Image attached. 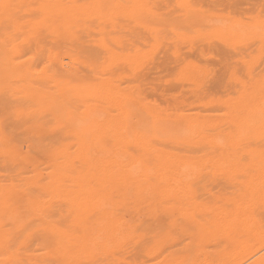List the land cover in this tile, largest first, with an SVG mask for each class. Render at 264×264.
Wrapping results in <instances>:
<instances>
[{
  "label": "rangeland",
  "instance_id": "1",
  "mask_svg": "<svg viewBox=\"0 0 264 264\" xmlns=\"http://www.w3.org/2000/svg\"><path fill=\"white\" fill-rule=\"evenodd\" d=\"M115 1L117 2L115 3ZM94 2L95 4H93ZM223 2L222 0H0V264H178L179 260L182 259L185 262L186 258H189L187 261H191L190 263L187 262L189 264H193V261H197L194 264H202L204 259L213 258V255H217V259H213L210 264H237L239 262V264H245L257 255L262 254V257L264 256V220H262L264 217V207L256 208L255 212L257 210L260 213L256 212L250 218H247L249 219L248 221L245 220L246 223L248 222V224L253 225L254 221L252 220H255L254 216H257V214L262 215L260 216L262 218L260 219L262 221L261 223L259 218L258 220L256 218L258 225L260 227L263 225V229L261 228L263 234L261 236L257 235L261 238L256 237L258 238L256 239L255 237L250 238L245 236L246 240L243 241L244 238L240 235L242 233H240L239 236H235L236 239L239 238V240L235 239L236 242L239 241V246L237 249H233L232 252L230 249L233 247L229 249V245L227 247V245H224L226 243L218 241L221 239L215 238L217 241L216 244L214 237L208 235L211 239L207 238V233L202 228L206 226L208 219H210L209 212L213 211V207H218L223 204V201L226 202L229 197H233L232 195H234L233 193L235 191L238 193L241 190L239 184L243 183L249 175L248 171H244L246 173L244 174V172L234 170L231 171V175L229 172L228 174L224 172L220 174L221 171H213V166L219 164V166L224 167L226 166V162L227 164L229 162L230 164H234L241 160H246L245 155L242 156L241 149H239L240 147H245V144L238 142L237 145H234L232 141H228L229 138L223 136L224 133L222 130L226 127L223 122L229 116L224 114L233 104H244V101L240 100L243 96L244 88L248 85L246 79L250 77V74L252 76L254 74L255 77L257 75L259 76V74H264V34L262 33L264 31V0H238L239 4L236 0H224ZM117 3L119 4V9L113 15L111 13L115 8L114 5ZM249 11L250 13L252 11L256 13L250 15L247 13ZM248 16H252L250 18L252 20H248ZM242 24L244 27H240ZM252 28L254 30L258 28L260 31H253ZM227 37L230 39L228 40ZM118 56L119 58H117ZM226 61H230L228 62L229 65ZM182 66L185 68H182ZM190 67L192 70H190ZM179 68L183 71L181 70V72ZM188 68L194 74L190 73ZM201 69L202 72L200 71ZM186 72L187 74L189 73V77ZM181 73L183 79L180 75ZM202 74L203 76H201ZM218 74L220 76L221 74L223 76L228 74L229 78L225 75L224 79L223 77L222 79L225 80L227 77L226 79L228 81L231 78L230 82L234 81L233 85L226 80L224 83L221 81V84H225V86L226 82L228 84L229 92L228 94L226 93L227 95L222 92L223 90L227 92V90L219 84L220 82L218 80L220 79H218ZM242 74L243 76H241ZM237 75L241 78H238ZM242 77H245V79ZM111 78L112 81L110 80ZM201 78L204 79L203 83ZM185 79L187 80L185 81ZM190 80L192 82L187 84ZM183 83L186 84L184 85ZM236 83L239 86H235L237 85ZM201 84L202 86H200ZM134 85H136L135 88ZM219 85L222 87V91L217 90L221 91L217 93L215 90L220 89ZM192 87L194 89H191ZM231 89L232 91L235 90L233 91L235 94L232 93L229 95L232 92ZM138 91H142L141 93L144 97ZM100 94H103L106 98ZM130 94L134 95V98ZM137 94L138 96H136ZM218 94H221V96ZM209 95H212L216 99H212ZM217 95L219 100H217ZM140 96L143 97V100H141L147 105H143L144 103L139 101ZM102 99L104 100L102 101ZM134 100L137 101L136 103H140L141 105H139L142 108ZM211 101L214 103L212 102L211 104ZM108 103L112 104H110L112 110L109 109ZM164 103H166L167 107ZM121 104H124V107L126 105V107L123 109ZM154 104L158 106L155 105V109L152 108ZM169 104H172L181 112L176 110L178 113H175V108L172 109L173 106H169ZM115 108L116 110L114 112ZM126 108L127 110H125ZM150 108L154 112L147 110ZM160 108L166 109H161L160 112L158 110L156 114V109ZM170 109L171 111H169ZM221 109L223 112L225 110V112L222 113L220 111ZM99 110L101 113H104L101 114L99 112V114L97 112ZM118 111L120 114H115ZM143 111H145V114ZM161 111L163 112L161 113ZM90 113L92 114V118L97 115L100 117H96L97 120L95 117L91 120ZM182 113L187 114L186 117ZM222 114L226 117L224 118ZM201 116L202 118L198 119ZM124 117L128 119L126 120ZM205 117L208 118L205 119ZM87 118L92 121V124L95 123L94 125L100 128H96L97 130L91 129L90 126L92 127L94 125H91V121ZM115 119H117L116 122L114 121L112 124H109ZM198 120L200 122L204 120L202 122L203 124L209 123L215 126L222 124V126L220 125L218 129L206 126L205 130L201 128L202 133H200L196 127ZM88 123H90V126ZM141 124L142 126L140 127ZM82 125L83 127H81ZM113 125L116 129L113 128ZM78 127H81V129ZM222 127L224 128L221 129ZM262 127L264 129V124ZM213 129L217 130H215L217 135L211 132L214 131ZM91 130L92 132H90ZM86 131L87 133L85 134ZM120 133H123V135ZM219 134L222 136L220 135L221 137H219ZM125 135L130 140H126ZM210 136H214L216 140L214 137L210 138ZM133 137L139 138L140 140L138 139V141L135 138L134 140ZM204 138L213 140V144L211 145L216 147H211L209 145L210 143H205ZM219 138L222 140L219 141ZM225 138L227 139L224 140ZM99 139L103 141L98 142L100 141ZM149 139H152L151 142L154 144V148L153 144L149 142ZM113 140L117 144H113ZM132 140H134L133 142L135 144ZM192 140L195 142H192ZM234 140L235 142L238 141L236 139ZM81 141L83 145L79 144ZM126 141H129L130 146L128 144L127 146L132 147L131 149L123 147ZM176 141L180 144L182 143L181 145L183 147L187 144L188 151L185 149L187 145L182 149V146H177ZM89 142H92L91 145L101 143L100 145L102 147L96 144L93 147ZM120 142L123 143V146ZM76 143L78 144L77 148ZM107 143L110 145L108 146ZM146 143L147 147L145 145ZM149 143L152 149H149ZM172 143L175 144L173 145ZM198 144H201L202 148L205 147V149L200 151L201 147ZM262 144L264 146V143H261V145L258 144V146H262ZM87 145L88 147H86ZM141 145L143 146L141 147ZM197 145L200 149H197ZM251 145L253 148L258 147L256 144ZM90 146L92 147L91 150ZM112 146L114 149L116 148V151L117 149L119 150V147L124 150V153L119 150L123 155L119 151L115 152ZM173 146L175 147L174 149ZM194 146L196 149L193 148ZM228 146L230 149L232 147V150L227 148ZM263 146L262 148L264 149ZM97 147L100 149L98 150ZM176 147L178 150L181 148L183 151L190 153L183 152L182 154L180 152L181 149L178 151ZM110 149L111 151H109ZM86 150H90L87 153L89 156L85 154L87 152ZM93 150L95 151L93 152ZM112 150L114 153H112ZM159 150H161V155ZM168 150L172 153H169L170 151ZM196 151L198 152L196 153ZM215 151H218V153ZM102 152L104 153L102 154ZM175 152L181 154L178 156V153ZM210 152L213 153L210 154ZM98 153L101 155L99 154V156ZM78 154H80V157ZM116 154L119 156H115ZM193 154L197 156L195 157ZM104 155H106L107 159L103 158L105 157ZM167 156L169 159L172 158V160H166L168 159ZM238 156L241 160H239ZM85 157L88 158L86 159L88 161L84 160ZM108 157L112 158L110 159L111 161ZM96 159L98 163L95 162ZM98 159H101L102 162ZM175 160L177 162L174 163L173 161ZM220 160L221 162H225L220 163ZM105 161L107 164H105ZM162 161H165V163ZM84 162L87 164H83ZM109 162H114V165L112 163L109 164ZM142 162H144V165H142ZM170 162L173 165H177L171 167ZM186 162L194 166L184 164ZM160 163L163 164L161 165ZM82 164L83 166L81 167L80 165ZM180 164L181 166H178ZM84 165L87 168H84ZM103 165H106V167ZM134 165L138 166V168L142 165L140 169H143L142 171L144 172L141 171L143 175L138 172L140 169ZM153 165H156L157 168L154 166V168L149 169ZM197 166H199L198 172L196 170ZM205 166L206 170L208 167L210 169L208 168L209 170L205 171V168L203 169ZM166 167L168 168V172ZM137 169L138 171H136ZM148 169L150 171L152 170L153 173L155 171V180L153 176L150 178L151 175ZM127 170L130 171L128 172ZM145 170L148 173H145ZM99 171H102V173ZM121 171L123 174L120 175ZM152 171L151 174L153 175ZM158 172L160 174L161 172L162 174L167 173L168 177L165 179L162 177L156 179V175L159 174ZM62 173L63 175H60ZM193 173L197 176H194ZM124 174L128 179L123 177V182L121 181L123 178L120 179L118 176L122 177ZM129 174L133 180L129 179ZM211 174L215 177H211ZM75 175H79L80 177H75ZM138 176L139 178L137 179ZM221 176H224V178ZM238 176L239 178H237ZM244 176H246L245 179ZM176 177L177 180L172 179ZM112 179L113 181H110ZM141 179H144V182ZM151 179L155 181L154 184ZM162 179L163 181L165 180L164 183ZM240 179L242 180L240 181ZM138 180L139 182H136ZM148 180H151V182H148ZM74 181L76 184H74ZM134 181L135 183H133ZM145 181L147 182L145 183ZM120 182L122 184L126 183L127 189L122 186L119 187ZM128 182L130 185L132 182L133 186H131L133 190H131ZM225 182L230 184L226 185ZM136 183L143 185L138 186L137 184V186H134ZM87 184L93 189L92 192H89V187L85 188L83 192L77 191L80 189V185H84L85 187L88 186ZM148 184L150 185V189ZM156 184L158 185L157 187ZM104 185L108 188L110 187L109 190ZM235 185L239 187L237 188ZM163 186H167V188ZM232 186H234L235 191ZM139 187L143 190L142 192L139 190ZM151 188H154L158 192ZM169 189L172 190L170 191ZM118 190L125 191L123 195L126 197L121 196ZM232 191L234 192L232 193ZM76 192L81 197L83 195L82 202L86 203L81 204L78 201V205L81 204L83 207L88 206L86 208L84 207L86 210L81 205L78 209L76 203L75 206L72 204ZM126 192L127 195L125 194ZM152 193L154 195L150 196ZM115 195L116 197L114 198L117 201L118 198L123 197V203L117 204L119 202L115 201L114 198L113 200L116 203L112 199H109ZM131 196H134L133 199L136 198V200L131 199ZM165 196L168 197L166 198ZM150 197L151 199H149ZM224 197L226 200H223ZM104 199L107 202H112L111 204L106 203L107 205H112L115 209L114 211L113 208L111 209L112 206H108L111 209L112 216L108 214L110 213V209L105 207ZM99 200H102L103 203ZM218 201L222 203L218 204ZM99 203L102 204L99 205ZM202 204L208 207L206 208ZM90 205L95 208L93 213H91L93 208ZM95 205H99L97 206L98 208L101 207L98 209ZM221 206L226 207L225 204ZM202 207H205L206 210ZM106 208L107 210H105ZM201 208L208 212L203 211L202 214ZM87 209L89 212H86ZM100 209L102 214L99 212ZM199 209L200 211H198ZM96 210L100 216L95 212ZM79 212L80 214L82 213V216L79 215ZM86 215L90 216V220H88L89 218ZM91 215H93L92 219ZM106 215L108 216V220L105 218ZM77 216L79 218L81 217V219H77ZM97 217H101L98 218L101 219L99 220L101 223L96 221ZM92 220L93 222L90 223ZM116 220L118 221L116 222ZM76 221L77 223L83 221V223L81 222L82 227H77L80 222L77 224ZM105 221H107L106 225ZM84 222H87L86 225H92L94 223L92 227L94 228L95 225L96 227L90 229V231L88 230L89 228H86ZM121 223L122 225H119ZM257 223L255 222V224ZM63 224L65 226H61ZM67 224L71 225L70 228H68L69 226ZM72 224L75 228H73ZM115 224L117 227L113 228ZM57 225H60L61 229L62 227L64 229L67 228L66 231L69 230V233H65V230L63 231L62 229L67 234L65 235ZM244 225L241 222L239 227H243ZM258 225L253 226L257 227ZM119 226H123L121 227L122 230L118 228ZM82 228H85L86 231L83 232ZM106 228H109L107 232ZM77 229L82 231L80 232ZM200 229H203V231H200ZM110 231L113 234H110ZM82 232L83 235L88 232H91L89 234L92 235L88 234L89 236L84 235L86 237H83ZM105 232L106 235H104ZM117 232L118 234H115ZM111 236L112 238H110ZM240 236L243 239L242 242H244L242 244H240ZM72 237L76 241L72 240L71 242L70 238ZM118 237L120 238L118 239ZM66 238H69V240ZM86 242L88 244L85 245ZM106 244H108V248ZM74 246L76 248L75 251ZM260 246H262L260 252L250 258L255 252L259 251ZM69 247H72V249ZM103 247L106 249L104 250ZM225 247L226 249L228 248L226 250L227 252L230 251L229 255L224 251ZM66 248L69 249V253L65 250ZM70 250H73L72 253ZM218 251L224 253L220 252L218 254ZM223 256L225 257L223 258ZM246 257L248 258L246 259ZM191 258H193V261ZM203 264L206 263L204 262Z\"/></svg>",
  "mask_w": 264,
  "mask_h": 264
},
{
  "label": "bare ground",
  "instance_id": "2",
  "mask_svg": "<svg viewBox=\"0 0 264 264\" xmlns=\"http://www.w3.org/2000/svg\"><path fill=\"white\" fill-rule=\"evenodd\" d=\"M220 1V0H219ZM224 0H222V2H223ZM231 1V0H230ZM237 2H238V0H236ZM242 1V0H241ZM243 1H245V0H243ZM117 1H115V3H116ZM138 2V1H137ZM137 2H135V3H137ZM143 2V1H142ZM170 2H172V1H170ZM183 2H185V1H183ZM182 2V3H183ZM191 2V1H190ZM228 2V1H227ZM177 3V2H176ZM182 3H180V4H182ZM216 3H220V2H216ZM224 3V2H223ZM93 4H95V2L93 3ZM140 4H144V3H140ZM168 4H169V1H168ZM229 4H231V3H229ZM236 4V3H235ZM238 4H239V2H238ZM178 5V4H177ZM191 5V4H190ZM234 5V4H233ZM188 6V5H187ZM114 10L112 11V13L111 14H113V13H116V11L119 9V4L117 3L116 5H114ZM133 7V6H132ZM131 7V8H132ZM136 7V6H135ZM141 7H142V5H141ZM234 7H235V5H234ZM113 8V7H112ZM163 8V7H162ZM174 8V7H173ZM161 9V8H160ZM57 10V9H56ZM139 10H140V7H139ZM232 10V9H231ZM60 11V10H59ZM202 11V10H201ZM256 11V10H255ZM260 11V10H259ZM258 11V12H259ZM132 12V11H131ZM226 12V11H225ZM229 12H231L232 13V11H230L229 10ZM257 12V13H258ZM129 13V12H128ZM247 13H249L250 15L251 14H253V13H256V12H251L250 13V11L249 12H247ZM35 14H37V13H35ZM90 14V13H89ZM109 14V13H108ZM239 14V13H238ZM114 15V14H113ZM233 15V14H232ZM255 16H256V14H254ZM115 17V16H114ZM120 17V16H119ZM238 17V16H237ZM249 18H248V20H252V19H250L251 17L250 16H248ZM225 18V17H224ZM230 18V17H229ZM228 18V19H229ZM233 18V17H232ZM231 18V19H232ZM221 19V18H220ZM235 19H237V18H235ZM243 19V18H242ZM244 19H246V18H244ZM256 19L258 20V18L256 17ZM214 20V19H213ZM225 20V19H224ZM230 20V19H229ZM262 21H263V19H261ZM223 21V20H222ZM233 21H234V19H233ZM260 21V20H259ZM55 22V21H54ZM229 22V21H228ZM223 23V22H222ZM249 23V22H248ZM247 23V24H248ZM256 23V22H255ZM221 24V23H220ZM237 25H239L238 23H236ZM236 24H234V25H236ZM244 24H246V23H244ZM250 24V23H249ZM263 24V23H262ZM218 26H221V25H218ZM223 26V25H222ZM241 26H243V24L242 25H240V27ZM234 27V26H233ZM244 27V26H243ZM254 27H256V26H254ZM223 28V27H222ZM231 28V27H230ZM235 28V27H234ZM234 28H232V29H234ZM247 28V27H246ZM121 29V28H120ZM224 29V28H223ZM251 29V28H250ZM253 29V28H252ZM230 30V29H229ZM228 30V31H229ZM238 30V29H237ZM255 30H259L258 28H255ZM254 29H253V31H255ZM264 30V29H263ZM112 31V30H111ZM231 31V30H230ZM235 31H236V29H235ZM248 31V30H247ZM260 31V30H259ZM262 31V30H261ZM218 33V32H217ZM257 33V32H256ZM261 33V32H260ZM262 33L264 34V31H262ZM231 34H232V32H231ZM259 34V33H258ZM178 35V34H177ZM247 35V34H246ZM260 37V36H259ZM178 38V37H177ZM261 38V37H260ZM227 39L229 40L230 38H228L227 37ZM101 40V39H100ZM201 40V39H200ZM103 41V40H102ZM102 41H100V42H102ZM228 42V41H227ZM226 42V43H227ZM245 44V43H244ZM170 45V44H169ZM229 45V44H228ZM235 45V44H234ZM248 45V44H247ZM101 46V45H100ZM246 47V46H245ZM167 50V49H166ZM263 50V49H262ZM233 51V50H232ZM261 52V51H260ZM111 53V52H110ZM117 54V53H116ZM226 54V53H225ZM246 54H247V52H246ZM89 55H91V54H89ZM195 55V54H194ZM242 55V54H241ZM108 56V55H107ZM111 56V55H110ZM250 56V55H249ZM113 57V56H112ZM134 57V56H133ZM115 58V57H114ZM117 58H119V56L117 57ZM228 58V57H227ZM226 58V59H227ZM237 58V57H236ZM93 59V58H92ZM105 59V58H104ZM113 59V58H112ZM121 59V58H120ZM127 59V58H126ZM139 59V58H138ZM230 59V58H229ZM117 60V59H116ZM132 60V59H131ZM146 60V59H145ZM144 60V61H145ZM228 60V59H227ZM122 61H123V59H122ZM234 61V60H233ZM245 61V60H244ZM97 62H98V60H97ZM107 62V61H106ZM109 62V61H108ZM127 62H128V60H127ZM137 62V61H136ZM227 62V61H226ZM228 62H230V61H228ZM227 62V64L229 65V63ZM111 63V62H110ZM125 63V62H124ZM222 64H223V62H221ZM234 63V62H233ZM93 64V63H92ZM135 64V63H134ZM141 64V63H140ZM231 64V63H230ZM120 65V64H119ZM178 65V64H177ZM198 65V64H197ZM221 65V64H220ZM225 66H227V65H225ZM224 66V67H225ZM97 67V66H96ZM100 67V66H99ZM113 67V66H112ZM141 67V66H140ZM230 67V66H229ZM229 67H227V68H229ZM239 67V66H238ZM182 68H185V67H183L182 66ZM198 68H200V67H198ZM231 68H233V67H231ZM116 69V68H115ZM180 69V68H179ZM194 69V68H193ZM221 69V68H220ZM248 69V68H247ZM182 69H180V71H181ZM190 70H192L191 69V67H190ZM189 70V68H188V71H190ZM199 70V69H198ZM227 70V69H226ZM65 71V70H64ZM140 71H141V69H140ZM139 71V72H140ZM183 71V70H182ZM181 71V72H182ZM201 72H202V69L200 70ZM209 73H210V71H208ZM230 72V71H229ZM240 72V71H239ZM92 73V72H91ZM138 73V72H137ZM190 73H192V71H190ZM232 73H234V72H232ZM58 74H60V73H58ZM171 74V73H170ZM186 74H187V72H186ZM189 74V73H188ZM188 74H187V76H188ZM192 74H194V73H192ZM224 74V73H223ZM231 74V73H230ZM241 74V73H240ZM240 74H238V75H240ZM174 75V74H173ZM181 76H182V73L180 74ZM184 75V74H183ZM197 75H199V74H197ZM225 75H227L228 76V74H225ZM225 75L223 76L222 74H221V76L218 74V76L219 77H221V78H219L218 77V79H220V80H218L220 83V85L222 86V87H225L224 89L225 90H227V92H224V90L222 91L221 90V86H220V89H216L215 90V92L217 91V90H221L222 92H223V94H228V92H229V88L227 87V82H229V83H232L231 85H233V82L231 81L230 82V80L232 79H230L229 81H228V79H226L225 78V80L227 81L226 82V86H225V84H221L222 82L221 81H223V83H224V81L225 80H223L224 79V77H225ZM237 75V76H238ZM255 75H257V74H255ZM177 76V75H176ZM192 76V75H191ZM201 76H203V74L201 75ZM216 76H217V74H216ZM231 76V75H230ZM241 76H243V74L241 75ZM253 76H254V74H253ZM251 74H250V77L248 78V79H246V83L248 84L247 86H246V88H244V91H243V96H242V98H241V100L240 101H244V104H242V103H239V105H237V104H233V106H230L231 108H228V113H227V111H226V113L224 114V115H229V116H225L224 117V115H223V117L225 118V122H223V124H225L226 125V127L224 128V127H222L221 129H223L222 131H223V136L225 137H227V138H229L228 139V141H232V144H236L237 145V143L238 142H241V143H244L245 144V147H240L239 149H241L240 151L242 152V156H244L245 155V158H246V160L245 161H242L241 160V158H239V156H238V158H239V160H241V161H239L238 163H234V164H230V162L227 164V162L225 163L226 164V166H224V167H222L221 165L219 166V164H215V166H213V171H221L220 172V174L222 173V172H224V173H226V174H228V172H229V174L231 173V171H238V172H244V171H248V173H249V175H248V177L245 179V177L246 176H244V179H245V181L243 182V183H241V184H239V186H236L235 185V187H239V188H241V190L238 192V193H236V191H235V189H234V186H232V188L234 189V191H232V193L234 194V195H232L233 197H229V201L227 200L226 202L225 201H223V204H225V206L226 207H224V206H221V205H223V204H221L220 206H218V207H213V211L212 212H209V218L210 219H208V221H207V223H206V226L205 227H202L203 229H204V231L207 233L206 234V236H207V238H209L208 237V235L209 236H211V237H214V239L216 238V239H221V240H218L219 242L220 241H222V242H224V243H226V244H224V245H227V247H228V245H229V249L230 248H232V249H230L231 250V252H232V250L233 249H237L238 248V246H239V241L238 242H236V240H239V238H235V236H239V234L240 233H242V234H240L243 238H244V240L243 239H241L242 237L240 236V239H241V241H240V244H242V243H244V242H242V240L243 241H245L246 239H245V236L246 237H250V238H256V237H259V236H257V235H260L261 236V234H263L264 232V230L262 231V227H263V225L260 227V225H258V218H259V221H260V223L262 222L260 219H262V218H260V216H262L261 214H257V216H254V218H255V220H256V218H257V220L255 221L254 219L252 220V221H254V223H253V225L254 226H256V225H258L257 227H254L253 225H251L250 223L248 224V222L246 223V221L245 220H249V219H247V218H250V216L253 214L254 215V213H260V211L258 212L257 210H256V212H255V209L256 208H262V207H264V149L262 148V146H263V144H262V146H258V144H260L261 145V143H264V129H262L263 127H262V125L264 124V74H259V76L257 75L256 77L254 76L253 77ZM185 77V76H184ZM189 77V76H188ZM199 77V76H198ZM198 77H197V79H198ZM206 77V76H205ZM210 77V76H209ZM215 77V76H214ZM222 77H223V79H222ZM240 76H238V78H239ZM181 78V77H180ZM185 78H187V77H185ZM228 78H229V76H228ZM241 78V77H240ZM242 78H244L245 79V77H242ZM247 78V77H246ZM182 79H183V76H182ZM188 79V78H187ZM187 79H185V81L187 80ZM200 79V78H199ZM202 79V83H203V81H204V79L203 78H201ZM208 79V78H207ZM217 79V78H216ZM222 79V80H221ZM234 79V78H233ZM237 79V78H236ZM106 80V79H105ZM104 80V81H105ZM111 81H112V78L110 79ZM193 80V79H192ZM192 80H190V82L188 81L187 82V84L188 83H191L192 82ZM240 80V79H239ZM148 81V80H147ZM181 81V80H180ZM245 81V80H244ZM106 82V81H105ZM238 82V81H237ZM150 83V82H149ZM200 83V82H199ZM168 84V83H167ZM175 84V83H174ZM184 84V83H183ZM186 84V83H185ZM184 84V85H185ZM237 85H235V86H239L238 85V83H236ZM157 85V84H156ZM224 85V86H223ZM177 86V85H176ZM194 86V85H193ZM200 86H202V84L200 85ZM235 86H233V87H235ZM251 86V87H250ZM131 87H133V86H131ZM136 87V85H134V88ZM146 87V86H145ZM156 87V86H155ZM161 87V86H160ZM190 87V86H189ZM217 87H218V85H217ZM216 87V88H217ZM229 87H230V85H229ZM115 88V87H114ZM180 88V87H179ZM178 88V89H179ZM219 88V87H218ZM228 88V89H227ZM253 88V89H252ZM132 89V88H131ZM141 89V88H140ZM151 89V88H150ZM153 89V88H152ZM190 89V88H189ZM191 89H194L193 87L191 88ZM214 89V88H213ZM112 90H113V88H112ZM133 90V89H132ZM160 90V89H159ZM238 90V89H237ZM242 90V89H241ZM114 91V90H113ZM126 91V90H125ZM214 91V90H213ZM221 91H217V93H220ZM231 91H232V89H231ZM233 91H235V90H233ZM230 92V94L229 95H231L232 93H234V92ZM142 92V91H141ZM141 92H139L138 91V93H141ZM186 92H187V90H186ZM215 92H213L214 94H215ZM117 93H119V92H117ZM120 93H121V91H120ZM131 93V92H130ZM133 93V92H132ZM174 93V92H173ZM179 93V92H178ZM210 93V92H209ZM208 93V94H209ZM129 94V93H128ZM171 94V93H170ZM214 94H213V96H214ZM222 94V93H221ZM221 94H218V95H220L221 96ZM226 94V95H227ZM235 94V93H234ZM233 94V95H234ZM100 95H103V94H100ZM117 95V94H116ZM121 95H122V93H121ZM131 95V94H130ZM141 95H142V93H141ZM218 95H217V100H219V97H218ZM107 96V95H106ZM115 96V95H114ZM132 97L134 96V95H131ZM136 96H138V94L136 95ZM135 96V97H136ZM143 96V95H142ZM98 97V96H97ZM103 97H105L104 95H103ZM110 97V96H109ZM117 97V96H116ZM123 97V96H122ZM141 97V96H140ZM140 97H138V98H140ZM144 97V96H143ZM143 97H141L140 98V100L139 101H142L143 99ZM169 97V96H168ZM174 97V96H173ZM209 97H212V95H209ZM223 97V96H222ZM106 98V97H105ZM115 98V97H114ZM120 99H121V97H119ZM127 98V97H126ZM129 98V97H128ZM134 98V97H133ZM184 98V97H183ZM182 98V99H183ZM214 97H212V99H213ZM226 98H228V97H226ZM226 98H225V100H226ZM124 99V98H123ZM131 99V98H130ZM136 99H137V97H136ZM142 99V100H141ZM158 99V98H157ZM192 99V98H191ZM214 99H216V98H214ZM222 99V98H221ZM220 99V100H221ZM224 99V98H223ZM100 100V99H99ZM104 99H102V101H103ZM106 100V99H105ZM114 100V99H113ZM133 100V99H132ZM168 100V99H167ZM198 100V99H197ZM196 100V101H197ZM216 100V101H217ZM108 101V100H107ZM120 101V100H119ZM123 101V100H122ZM125 101V100H124ZM135 101V100H134ZM209 101V100H208ZM214 101V100H213ZM213 101H211V104H212V102ZM106 102V101H105ZM117 102V101H116ZM137 101H135V103H136ZM143 102V101H142ZM193 102V101H192ZM210 102V101H209ZM218 102V101H217ZM220 102V101H219ZM103 103V102H102ZM144 103V102H143ZM149 103H150V101H149ZM154 103V102H153ZM153 103H151L152 105H153ZM214 103V102H213ZM221 103V102H220ZM219 103V105H221ZM225 103V102H224ZM233 103V102H232ZM111 104V103H110ZM109 103H108V107H110L111 105H110ZM118 104H119V102H118ZM136 104H138V103H136ZM140 104V103H139ZM138 104V106H140ZM165 105H166V103H164ZM172 104H175V103H172ZM172 104H169V106H173ZM103 105V104H102ZM105 105V104H104ZM107 105V104H106ZM122 106H123V109L126 107V105H125V107H124V104H121ZM143 105H147V104H143ZM155 105L157 106V104H154V106H152V108H154L155 107ZM223 105V104H222ZM116 106V105H115ZM121 106V107H122ZM141 107V106H140ZM158 107V106H157ZM166 107H167V105H166ZM184 107V106H183ZM190 107V106H189ZM189 107H187L188 109H189ZM209 107H211V106H209ZM222 107V106H221ZM227 107V106H226ZM120 108V107H119ZM142 108V107H141ZM173 108H175V111L176 110H179V109H176V107L175 106H173L172 107V109ZM185 108V107H184ZM186 108V109H187ZM191 108V107H190ZM213 108V107H212ZM222 108H224V107H222ZM109 109H111V107L109 108ZM155 109V108H154ZM162 108H160V109H156V114H157V111L159 110V112H160V110H161ZM166 109V108H165ZM165 109H162V110H165ZM168 109V108H167ZM183 109V108H182ZM181 109V110H182ZM225 109V108H224ZM108 110V109H107ZM112 110V109H111ZM115 110H116V108L114 109V112H115ZM120 110V109H119ZM125 110H127V108L125 109ZM148 111L150 110H152L151 108L150 109H147ZM185 110V109H184ZM183 110V111H184ZM121 111H122V108H121ZM149 111V112H150ZM153 111V110H152ZM169 111H171V109L169 110ZM180 111V110H179ZM182 111V112H183ZM220 111H222V109L220 110ZM96 112V111H95ZM98 113L100 112V110L99 111H97ZM96 112V113H97ZM123 112V111H122ZM125 112V111H124ZM145 111H143V113H144ZM154 112V111H153ZM163 111H161V113H162ZM181 112V111H180ZM224 112H225V110H224ZM223 111H222V113H224ZM97 113V114H98ZM101 113V112H100ZM99 113V114H100ZM104 113V112H103ZM103 113H101V114H103ZM120 114V112L118 111L117 113H115V114ZM148 113V112H147ZM146 113V114H147ZM172 113V112H171ZM175 113H178L177 111L175 112ZM91 114V113H90ZM110 114H111V111H110ZM124 114V113H123ZM145 114V113H144ZM169 114V113H168ZM173 114V113H172ZM183 114V113H182ZM199 114V113H198ZM197 114V115H198ZM96 115V114H95ZM150 115H151V113H150ZM149 115V116H150ZM171 115V114H170ZM181 115V114H180ZM185 115V117H186V115L187 114H183V116ZM189 115H191V114H189ZM99 115H97V116H93V118L95 117V119L97 120V118L96 117H98ZM104 116V115H103ZM109 116V115H108ZM117 116V115H116ZM147 117H148V115H146ZM161 116H163L162 114H161ZM204 116V115H203ZM212 116V115H211ZM217 116V115H216ZM221 116V115H220ZM100 117V116H99ZM98 117V118H99ZM107 117V116H106ZM112 117V116H111ZM128 117H130V116H128ZM145 117V116H144ZM154 117V116H153ZM171 117V116H170ZM175 117V116H174ZM177 117V116H176ZM196 117H198V116H196ZM222 117V116H221ZM89 118H90V116H89ZM89 118H87V119H89ZM91 118H92V114H91ZM93 118L91 119V120H93ZM125 119H126V117H124ZM178 118V117H177ZM200 118H202V116L201 117H199L198 119H200ZM208 118V117H207ZM206 117H205V119H207ZM210 118V117H209ZM119 119V118H118ZM128 119V118H127ZM126 119V120H127ZM132 119V118H131ZM131 119H130V121H131ZM149 119V118H148ZM193 119V118H192ZM195 119V118H194ZM216 119H217V117H216ZM223 119V118H222ZM90 120V119H89ZM89 120H87L88 122H89ZM90 120V121H91ZM95 120V121H96ZM102 120V119H101ZM133 120H134V118H133ZM132 120V122H134ZM150 120V119H149ZM189 120V119H188ZM220 120H221V118H220ZM104 121V120H103ZM116 122L117 121V119H115V120H113L111 123H109V124H112L113 122ZM122 121H123V119H122ZM125 121V120H124ZM194 121V120H193ZM192 121V122H193ZM196 121V120H195ZM204 121V120H203ZM202 121V122H203ZM215 121V120H214ZM78 122V121H77ZM80 122V121H79ZM84 122V121H83ZM86 122V121H85ZM94 122V121H93ZM98 122V121H97ZM106 122V121H105ZM128 122V121H127ZM126 122V123H127ZM138 122V121H137ZM191 122V121H190ZM202 122H200L199 120H198V122L196 123V127H197V129L199 130V132L200 133H202V129L201 128H204L203 130H205V127L206 126H208V127H213V128H216V129H218L219 127H220V125L222 126V124H217V126H215V125H211V124H209V123H207V124H203ZM218 122V121H217ZM81 123V122H80ZM80 123H78L79 125H80ZM91 123V125H94V124H92V121L90 122ZM90 123H88V125L90 124ZM102 123V122H101ZM106 123H108V122H106ZM150 123H151V121H150ZM154 123V122H153ZM189 123V122H188ZM205 123V122H204ZM213 123V122H212ZM216 123V122H215ZM105 124V123H104ZM119 124V123H118ZM123 124V123H122ZM136 124V123H135ZM192 124V123H191ZM78 125V126H79ZM84 125V124H83ZM83 125L81 126V127H83ZM98 125V124H97ZM101 125H103V124H101ZM124 125V124H123ZM122 125V126H123ZM132 125V124H131ZM130 125V126H131ZM153 125V124H152ZM155 125V124H154ZM72 126V125H71ZM90 126V125H89ZM88 126V127H89ZM104 126V125H103ZM102 126V127H103ZM109 126V125H108ZM110 126H112V125H110ZM117 126V125H116ZM142 126V124L140 125V127ZM81 127H78V128H80L81 129ZM93 127V128H92ZM90 126V128L91 129H93V130H97L96 128H98V126ZM94 127H95V129H94ZM132 127H133V125H132ZM152 127V126H151ZM86 128V127H85ZM84 128V129H85ZM89 128V129H90ZM100 128V127H99ZM98 128V129H99ZM108 128V127H107ZM110 128V127H109ZM113 128L114 129H116V127H114V125H113ZM118 128V127H117ZM119 128H121V127H119ZM143 128V127H142ZM142 128H140V130L142 129ZM88 129V130H89ZM132 129V128H131ZM131 129H129V130H131ZM136 129H137V127H136ZM153 129V128H152ZM215 129V130H216ZM111 130V129H110ZM125 130V129H124ZM143 130V129H142ZM151 130V129H150ZM211 130H212V128H211ZM214 130V129H213ZM215 130L214 131H211V132H214V134H216L215 133ZM82 131V130H81ZM84 131V130H83ZM99 131V130H98ZM103 131V130H102ZM113 131V130H112ZM210 131V130H209ZM217 131V130H216ZM90 132H92V130L90 131ZM89 132V133H90ZM142 132H144V130L142 131ZM151 132H153V131H151ZM186 132H187V130H186ZM191 132V131H190ZM87 133V131L85 132V134ZM102 133H104V132H102ZM111 133V132H110ZM129 133V132H128ZM188 133V132H187ZM205 133H207V132H205ZM83 134V133H82ZM96 134V133H95ZM100 134V133H99ZM112 134V133H111ZM120 134H122L123 135V133H120ZM120 134H117V135H120ZM127 134V133H126ZM198 134V133H197ZM213 134V133H212ZM134 135V134H133ZM138 135V134H137ZM137 135H136V137H137ZM155 135H157V134H155ZM193 135V134H192ZM210 135H211V133H210ZM217 135V134H216ZM221 134H219V137H221L220 136ZM145 136V135H144ZM148 136V135H147ZM206 137H207V135H205ZM83 137H85V136H83ZM94 137V136H93ZM105 137V136H104ZM106 137H107V135H106ZM111 137V136H110ZM117 137V136H116ZM124 137V136H123ZM125 137L127 138L126 140H130V139H128L129 137H127L126 135H125ZM124 137V138H125ZM140 137V136H139ZM142 137V136H141ZM211 137H214V136H210V138ZM218 137V136H217ZM88 138H89V136H88ZM101 138H102V136H101ZM120 138V137H119ZM135 137H133V139H134ZM143 138V137H142ZM142 138H141V140H142ZM155 138V137H154ZM165 138V137H164ZM163 138V139H164ZM186 138H189V137H186ZM191 138V137H190ZM207 139V138H204L203 140L204 141H206L205 143H207V144H209L211 147H216V146H214V145H211V144H213L212 143V141L213 140H211V139ZM215 138V137H214ZM227 138H225L224 140H226ZM94 139V138H93ZM103 139V138H102ZM120 139H122V138H120ZM135 139H139V138H135ZM134 139V140H135ZM158 139V138H157ZM161 139V138H160ZM162 139V140H163ZM218 139V138H217ZM222 139H223V137H222ZM221 139V140H222ZM233 139H236V140H238L237 142H235V140L233 141ZM92 140V139H91ZM100 141H98V142H102L101 141V139H99ZM109 140V139H108ZM134 140H132V142L134 141ZM140 140V139H139ZM138 140V141H139ZM150 140V139H149ZM148 140V141H149ZM152 140V139H151ZM151 140L149 141L150 143H152L151 142ZM155 140V139H154ZM193 140H195V139H193ZM192 140V142H195V141H193ZM197 140V139H196ZM199 140V139H198ZM215 140H216V138H215ZM214 140V141H215ZM220 140V138H219V141H221ZM83 141V140H82ZM82 141H81V143H79V142H77V143H79V144H82ZM90 141V140H89ZM110 141V140H109ZM114 141V143L113 142H108V143H113V144H117V143H115V140H113ZM125 141V140H124ZM148 141H146V142H148ZM165 141V140H164ZM219 141L217 140V142L219 143ZM129 141H126V144L123 146L122 144L123 143H121V145L123 146V147H125V148H132V147H128V146H130L129 145V143H128ZM136 142V141H135ZM169 142V141H168ZM178 141H176V144H177V146H182L179 142L177 143ZM201 142V141H200ZM76 143V144H77ZM87 143V142H86ZM86 143H85V145H86ZM90 143V142H89ZM92 143V142H91ZM91 143H90V145H91ZM106 143V142H105ZM107 143V144H108ZM134 143V142H133ZM132 143V144H133ZM145 143V142H144ZM150 143L148 144V146L150 145ZM171 143V142H170ZM202 143V142H201ZM216 143V142H215ZM88 144V143H87ZM94 144H96V143H94ZM93 144V145H94ZM101 143H97L96 145H100ZM106 144V145H107ZM127 144H128V146H127ZM135 144V143H134ZM153 144V143H152ZM168 144V143H167ZM173 145L175 144V143H172ZM189 144V143H188ZM197 144V143H196ZM204 144V143H203ZM222 144V143H221ZM251 144H256V146H258V147H251L252 145ZM83 145V144H82ZM93 145H91V146H93ZM110 144H108V146H109ZM146 145V147H147V143L145 144ZM185 145H187V144H185ZM185 145H184V147H185ZM190 145V144H189ZM193 145H195V144H193ZM199 145V144H198ZM198 145H197V149L199 148L200 149V147H201V149H200V151L202 150V149H205V147L204 148H202V146H201V144L199 145L200 147H198ZM239 145H241V144H239ZM77 146H78V144L76 145V148H77ZM90 146V150H91V147ZM103 146H105V145H103ZM108 146H107V148H108ZM127 146V147H126ZM134 146V145H133ZM143 145H141V147H142ZM196 146V145H195ZM195 146L193 147L194 149H196L195 148ZM242 146V145H241ZM244 146V145H243ZM81 147V146H80ZM86 147H88V145L86 146ZM94 147V146H93ZM100 147H102L101 145H100ZM106 147V146H105ZM135 148H136V146H134ZM183 146L181 147L182 149L184 148ZM224 147H225V145H224ZM231 147V146H230ZM264 147V146H263ZM122 148V147H121ZM124 148V149H125ZM153 148H154V144H153ZM167 148V147H166ZM175 147L173 146V149H174ZM177 148V147H176ZM181 148H179V150L181 149ZM227 148H229V146L227 147ZM238 148V147H237ZM86 149V148H85ZM85 149H83V150H85ZM97 149L99 150L100 148H98L97 147ZM97 149H95L96 151H97ZM105 149V148H104ZM109 149V148H108ZM112 149L113 150H115V152H117V151H119V150H121L122 152L124 151V150H122V149H120V147H119V150L117 149V151H116V148L114 149V147L112 146ZM130 149H128L129 151H131ZM134 149V148H133ZM138 149H140V147H138ZM143 149V148H142ZM149 149H152V148H150V146H149ZM156 150H157V148H155ZM181 149V150H182ZM186 150L188 149V145L186 146V148H185ZM216 149V148H215ZM215 149H213V150H215ZM219 149H221V148H219ZM230 149V148H229ZM68 150V149H67ZM77 150V149H76ZM89 150V151H90ZM95 150H93V152L95 151ZM101 150H103V149H101ZM106 150V149H105ZM112 150V153H114V151ZM127 150V151H128ZM146 150V149H145ZM167 150V149H166ZM177 150H178V148H177ZM178 150V151H179ZM180 150V152L183 154V152H186V151H181ZM208 150H209V148H208ZM230 150H232V147H231V149ZM230 150H228V151H230ZM235 150V149H234ZM233 150V151H234ZM64 151V150H63ZM69 151V150H68ZM87 152L85 153L87 156H89L87 153H89V151L88 150H86ZM109 151H111V149L109 150ZM121 151H119V153H121ZM126 151V152H127ZM149 151V150H148ZM148 151H147V153H148ZM160 151V152H159ZM159 151H157V152H159L160 153V155H161V150H159ZM168 151H170V150H168ZM188 151V150H187ZM204 151H206V150H204ZM236 151V150H235ZM238 151V150H237ZM71 152V151H70ZM99 152V151H98ZM156 152V153H157ZM193 152V151H192ZM198 151H196V153H197ZM203 152V151H202ZM207 152V151H206ZM214 152V151H213ZM213 152H210V154L211 153H213ZM216 153H218V151H215ZM61 153V152H60ZM76 153H78V152H76ZM83 153V152H82ZM97 153V152H96ZM96 153H92V154H96ZM104 152H102V154H103ZM106 154H107V152H105ZM124 153V152H123ZM123 153H121L122 155H123ZM128 153V152H127ZM126 153V154H127ZM150 153V152H149ZM163 153V152H162ZM169 153H172L171 151L169 152ZM175 153H178V152H175ZM181 153H178V156H179V154H181ZM186 153H190V152H186ZM207 153H209V152H207ZM206 153V154H207ZM221 153H222V151H221ZM223 153H225L224 151H223ZM238 153V152H237ZM68 154V153H67ZM100 153H98V155H99ZM120 154V155H121ZM125 154V155H126ZM129 154H131V153H129ZM205 154V155H206ZM220 154V153H219ZM227 154V153H226ZM57 155V154H56ZM55 155V156H56ZM58 155L61 157V155L58 153ZM62 155H63V153H62ZM69 155V154H68ZM71 155V154H70ZM80 154H78V156H79ZM101 155V154H100ZM99 155V156H100ZM111 155V154H110ZM118 154H116L115 156H117ZM132 155H134V154H132ZM168 155V154H167ZM191 155V154H190ZM194 155V154H193ZM214 156H215V154H213ZM67 156V155H66ZM77 156V155H76ZM105 157H103V158H105V159H107L106 158V155H104ZM112 156V155H111ZM119 156V155H118ZM149 156V158H151L150 157V155H148ZM189 156V155H188ZM195 156V155H194ZM197 156V155H196ZM195 156V157H196ZM199 156V155H198ZM202 156V155H201ZM201 156H200V158H201ZM210 156V155H209ZM219 156H222V155H219ZM234 156V155H233ZM232 156V157H233ZM241 156V155H240ZM241 156V157H242ZM65 157V156H64ZM80 157V156H79ZM84 157V156H83ZM136 157V156H135ZM138 157V156H137ZM180 157H182V156H180ZM190 157V156H189ZM56 158V157H55ZM70 158V157H69ZM73 158H75V157H73ZM82 158V157H81ZM80 158V159H81ZM99 158V157H98ZM115 158V157H114ZM163 158H165V157H163ZM167 158H168V156H167ZM214 158V157H213ZM86 159H88L87 157H85L84 158V160L85 161H88V160H86ZM91 159V158H90ZM108 159L110 160V159H112V158H109L108 157ZM136 159V158H135ZM134 159V160H135ZM203 159V158H202ZM222 159V158H221ZM230 159H231V156H230ZM64 160H66V159H64ZM68 160V159H67ZM83 160V159H82ZM82 160H81V162H82ZM99 161H101V159H98ZM102 160H104V159H102ZM108 160V161H109ZM114 160V159H113ZM121 160V159H120ZM130 160V159H129ZM128 160V161H129ZM133 160V161H134ZM156 160H157V158H156ZM163 160V159H162ZM165 160V159H164ZM166 160H172V158L171 159H166ZM174 160V159H173ZM201 160V159H200ZM216 160V159H215ZM233 160H234V158H233ZM244 160V159H243ZM70 161V160H69ZM91 161H93V160H91ZM111 161V160H110ZM126 161V160H125ZM224 161V160H223ZM236 161V160H235ZM66 162V161H65ZM73 162V161H72ZM77 162V161H76ZM80 162V163H81ZM94 162V161H93ZM96 163H98L97 162V159H96V161H95ZM102 162V161H101ZM130 162H131V160H130ZM130 162H128V163H130ZM137 162H139L140 163V161H138L137 160ZM161 162V161H160ZM162 162H164L165 163V161H162ZM174 163L175 162H177L176 160L175 161H173ZM215 162V161H214ZM225 162V161H224ZM224 162H221V160H220V163H224ZM74 163V162H73ZM110 163H114V162H109V164ZM117 163H119V162H117ZM126 163H127V161H126ZM154 163H155V158H154ZM199 163V162H198ZM206 163V162H205ZM211 163H212V161H211ZM232 163V162H231ZM59 164V163H58ZM62 164V163H61ZM83 164H85V162L83 163ZM83 164L82 165H80L81 167L83 166ZM87 164V163H86ZM85 164V165H86ZM90 164V163H89ZM105 164H107L106 163V161H105ZM132 165H133V163H131ZM148 164V163H147ZM159 164V163H158ZM158 164H156V165H158ZM161 165L163 164V163H160ZM168 164V163H167ZM166 164V165H167ZM184 164H190V163H188V162H186V163H184ZM191 164H192V162H191ZM195 164V163H194ZM84 165V166H85ZM98 165V164H97ZM100 165H102V164H100ZM99 165V166H100ZM114 165V164H113ZM119 165H120V163H119ZM119 165H117V166H119ZM123 165V164H122ZM142 165H144V162H142ZM141 165V166H142ZM148 165H150V164H148ZM156 165H153V166H151V168H149V169H152V168H154V166H156ZM165 165V164H164ZM170 165H171V167L173 166H175V165H177V164H175V165H173V164H171V162H170ZM183 165V164H182ZM198 165V164H197ZM200 165V164H199ZM213 165V164H212ZM56 166V165H55ZM63 166V165H62ZM103 166H105L106 167V165H103ZM135 166V165H134ZM141 166H140V168H141ZM145 166H146V163H145ZM145 166H143L144 168H145ZM178 166H181V164L180 165H178ZM177 166V167H178ZM186 166V165H185ZM189 166H194V165H189ZM65 167V166H64ZM78 167V166H77ZM76 167V168H77ZM101 167V166H100ZM135 167H137L138 168V166H135ZM134 167V168H135ZM148 167V166H147ZM150 167V166H149ZM159 167H160V165H159ZM159 167H158V169H159ZM168 167V166H167ZM166 167V169H167V172H168V168ZM183 167V166H182ZM181 167V168H182ZM208 167V166H207ZM210 167H212V166H210ZM84 168H87L86 166L84 167ZM140 168H138V169H140ZM156 168H157V166H156ZM161 168V167H160ZM183 168H185V167H183ZM182 168V169H183ZM191 168V167H190ZM198 168H199V166H197V172H198ZM200 168L202 169V167L200 166ZM205 168V171H207V170H209L208 168H207V170H206V166L205 167H203V169ZM65 169V168H64ZM63 169V170H64ZM91 169H93V168H91ZM94 169H96V168H94ZM126 169V168H125ZM132 169V168H131ZM130 169V170H131ZM138 169L136 170V171H138ZM148 169V170H149ZM162 169V168H161ZM164 169H165V166H164ZM163 169V170H164ZM170 169V168H169ZM173 169V168H172ZM180 169V168H179ZM178 169V170H179ZM188 169V168H187ZM200 169V170H201ZM67 171H68V169H66ZM84 170V169H83ZM102 170V169H101ZM108 170V169H107ZM129 170V171H130ZM133 170V169H132ZM143 169H140V171H138V172H140V174H142L141 173V171H142ZM171 170V169H170ZM200 170H199V173H200ZM90 171V170H89ZM103 171V170H102ZM102 171H99L100 173H102ZM113 171V170H112ZM116 171V170H115ZM118 171V170H117ZM124 171V170H123ZM128 171V170H127ZM128 171V172H129ZM135 171V170H134ZM152 171V170H151ZM151 171L149 170V174L151 175L150 176V178L153 176V179H154V173H155V171H154V173H153V171H152V173H153V175L151 174ZM158 171V170H157ZM160 171H162V170H160ZM194 171V170H193ZM137 172V173H138ZM142 172H144V171H142ZM173 172V171H172ZM190 172V171H189ZM60 173H61V171H60ZM105 173V172H104ZM113 173V172H112ZM131 173V172H130ZM145 173H148L146 170H145ZM159 173V172H158ZM185 173V172H184ZM188 173V172H187ZM233 173V172H232ZM236 173V172H235ZM121 174H123L122 173V171L120 172V175ZM127 174V173H126ZM148 174V175H149ZM156 174V173H155ZM194 174V173H193ZM202 174V173H201ZM216 174H218V173H216ZM219 174V175H220ZM241 174V173H240ZM239 174V175H240ZM244 174H246L245 172H244ZM60 175H63V173L62 174H60ZM71 175V174H70ZM93 175V174H92ZM105 175V174H104ZM143 175V174H142ZM186 175V174H185ZM184 175V176H185ZM202 175H204V174H202ZM210 175V174H209ZM223 175V174H222ZM231 175V174H230ZM229 175V176H230ZM236 175H238L237 173H236ZM242 175H243V173H242ZM241 175V177L243 178V176ZM76 176H79V175H75V177ZM82 176H83V174H82ZM86 176H87V174H86ZM112 176V175H111ZM126 176H128V175H126ZM129 179H132L133 180V178L131 177V175L129 174ZM139 176H141V175H139ZM139 176L137 177V179L139 178ZM157 176V178L156 179H159L160 177H162V178H167L168 177V174L167 173H163L162 174V172H161V174L159 173V174H157L156 175ZM177 176V175H176ZM189 176H190V174H189ZM194 176H197V175H195L194 174ZM208 176V175H207ZM213 176V174H211V177ZM52 177V176H51ZM80 177V176H79ZM79 177H77L78 179H79ZM90 177V176H89ZM105 177V176H104ZM120 179L121 178H123V177H125V174H124V176H118ZM117 177V178H118ZM172 177H174V176H172ZM193 177V176H192ZM213 177H215V176H213ZM221 177H223L224 178V176H221ZM228 177V176H227ZM53 178V177H52ZM71 178V177H70ZM82 178V177H81ZM91 178V177H90ZM89 178V179H90ZM111 178V177H110ZM116 178V179H117ZM127 177H125V179H126ZM185 178V177H184ZM230 178H232V177H230ZM237 178H239V176L237 177ZM128 179V178H127ZM145 180H147L146 178H144ZM143 179V180H144ZM153 179H151L152 180V183L154 184V182L155 181H153ZM172 179H176L177 180V177L176 178H172ZM182 179V178H181ZM180 179V180H181ZM227 179V178H226ZM80 180V179H79ZM79 180H78V182H79ZM124 180V178L121 180V181H123ZM142 180V179H141ZM140 180V181H141ZM142 180V181H143ZM151 180H148V182H151ZM155 180V179H154ZM228 180H230L229 178H228ZM238 180V179H237ZM242 179H240V181H241ZM72 181H73V179H72ZM110 181H113V179L112 180H110ZM191 181V180H190ZM222 181H225V180H222ZM231 181V180H230ZM233 181H235L234 179H233ZM233 181H232V183H233ZM239 181V182H240ZM69 182V181H68ZM77 182V183H78ZM100 182V181H99ZM124 182V181H123ZM127 182V181H126ZM130 182V181H129ZM128 182V184L130 185V183ZM136 182H139V180L138 181H136ZM144 182V181H143ZM147 181H145V183H146ZM162 182L164 183L165 182V180L163 181V179H162ZM176 182V181H175ZM220 182V181H219ZM218 182V183H219ZM227 182V181H226ZM225 182V184L226 185H229L228 183H226ZM238 182V181H237ZM73 183V182H72ZM118 183H119V181H118ZM121 183V182H120ZM133 183H135V181L133 182ZM151 183V184H152ZM160 183H161V179H160ZM176 183H178V182H176ZM231 183V184H232ZM74 184H76L75 183V181H74ZM100 184H101V182H100ZM122 184V183H121ZM119 184L120 186L119 187H127L126 185V183L125 184ZM137 184H138V186L139 185H141V183H136V185H134V186H137ZM182 184V183H181ZM224 184V183H223ZM237 184V183H236ZM52 186L54 185V184H51ZM73 185V184H72ZM86 185V184H85ZM88 185V184H87ZM107 185V184H106ZM124 185V186H123ZM131 185H132V182H131ZM130 185V187H131V190H133L132 189V186ZM143 185V184H142ZM141 185V186H142ZM149 185V184H148ZM147 185V186H148ZM158 185H160L159 183H158ZM157 184H156V187L158 186ZM165 185V184H164ZM179 185V184H178ZM221 185V184H220ZM233 185H234V183H233ZM238 185V184H237ZM55 186V185H54ZM65 186V185H64ZM63 186V187H64ZM90 185H88V186H85L84 187V185H80V189H79V187H78V189L79 190H77V191H79V192H83L84 190H85V188H87V187H89ZM105 186V185H104ZM108 186V185H107ZM107 186H105V187H107ZM115 186H117V185H115ZM170 186V185H169ZM84 187V188H83ZM149 187V189H150V185L148 186ZM147 187V188H148ZM156 187H154V188H156ZM164 187V186H163ZM163 187H162V189H163ZM179 187V186H178ZM231 187V186H230ZM46 188V187H45ZM108 188V187H107ZM106 188V189H107ZM110 188V187H109ZM109 188L107 189V190H109ZM114 188H117V187H114ZM113 188V189H114ZM140 188V187H139ZM143 188V187H142ZM154 188H151L152 190L154 189ZM164 188H167V186L166 187H164ZM127 189V188H126ZM129 189V188H128ZM135 189H137L136 187H135ZM146 189V188H145ZM231 189V188H230ZM232 189V190H233ZM88 190H89V192H92V188L91 187H89L88 188ZM102 190V189H101ZM130 189H129V191H131ZM139 190H141V188L139 189ZM155 190V189H154ZM161 190V189H160ZM170 190V189H169ZM172 190V189H171ZM170 190V191H171ZM65 191V190H64ZM67 191V190H66ZM105 191V190H104ZM119 192H120V195L122 196L123 194H124V192L125 191H122V190H118ZM143 190H141V192H142ZM156 192H158L157 190H155ZM164 191V190H163ZM162 191V192H163ZM168 191V190H167ZM181 191V190H180ZM68 192V191H67ZM134 192V191H133ZM139 192V191H138ZM140 192V193H141ZM150 192H151V190H150ZM165 192V191H164ZM188 192V191H187ZM49 193V192H48ZM57 193H60V192H57ZM95 193V192H94ZM107 193V192H106ZM131 193H132V191H131ZM135 193V192H134ZM155 193V192H154ZM179 193V192H178ZM231 193V192H230ZM71 194V193H70ZM82 194V193H81ZM93 194V193H92ZM104 194V193H103ZM126 195H127V192L125 193ZM133 194V193H132ZM139 194V193H138ZM156 194V193H155ZM175 194V193H174ZM173 194V195H174ZM60 195V194H59ZM63 195V194H62ZM105 195H107V194H105ZM154 194L152 193V195L150 194V196H153ZM180 195V194H179ZM75 197H74V200H73V202H72V204H74V206H75V203H76V207H77V205L79 204V202L81 203V204H85L86 202H82V200H83V195H82V197L80 196V194L79 193H77L76 192V195H74ZM124 196V195H123ZM129 196V195H128ZM136 196H138V195H136ZM169 196V195H168ZM167 196V197H168ZM114 197H116V195L115 196H111L109 199L111 200H113V198ZM124 197H126V196H124ZM132 198L131 199H133V197L134 196H131ZM166 197V196H165ZM166 197V198H167ZM173 197V196H172ZM228 197V196H227ZM104 198V197H103ZM102 198V199H103ZM130 198V197H129ZM129 198H127V199H129ZM220 198H221V196H220ZM135 200H136V198H134ZM133 199V200H134ZM149 199H151V197L149 198ZM153 199V198H152ZM217 199V198H216ZM226 200V198L224 197L223 198V200ZM105 201H103L105 204L107 203H109V204H111L110 202H107V200L106 199H104ZM114 200H115V198H114ZM113 200V202L114 203H116L115 201H117V200H115L114 201ZM123 200H124V198L122 197V198H118V201L117 202H119V203H117V204H120V203H123ZM126 200V199H125ZM138 200V199H137ZM168 200V199H167ZM181 200H183V199H181ZM219 200V199H218ZM78 203H77V202ZM95 201H96V199H95ZM100 201V200H99ZM129 201V200H128ZM222 201V200H221ZM100 202H102V200L100 201ZM102 202V203H103ZM176 202H178V201H176ZM186 202V201H185ZM214 202H216V201H214ZM225 202V203H224ZM95 203V202H94ZM102 203H99V205H101ZM113 203V204H114ZM134 203H135V201H134ZM153 203V202H152ZM156 203V202H155ZM154 203V204H155ZM179 203V202H178ZM211 203H213V202H211ZM218 204L219 203H222V202H217ZM80 204V205H81ZM106 204V206L105 207H108V206H110V205H107ZM130 204V203H129ZM132 204V203H131ZM149 204H151V203H149ZM185 204V203H184ZM218 204H216V205H218ZM67 205H69L68 203H67ZM80 205H78V209H79V206ZM99 205H97V206H99ZM133 205V204H132ZM183 205V204H182ZM181 205V206H182ZM197 205V204H196ZM200 205V204H199ZM203 205V204H202ZM210 205V204H209ZM82 206V205H81ZM91 206V205H90ZM96 206V205H95ZM96 206V207H97ZM112 206V205H111ZM110 206V207H111ZM119 206V205H118ZM176 206H178V205H176ZM195 206V205H194ZM203 206H206V205H203ZM37 207V206H36ZM69 207V206H68ZM83 207V206H82ZM85 207V206H84ZM83 207V208H84ZM86 207H88V206H86ZM85 207V208H86ZM92 207V206H91ZM94 207V206H93ZM92 207V208H93ZM101 207V206H100ZM99 207V208H100ZM104 207V208H105ZM110 207H108L109 209H110ZM195 207H197V206H195ZM208 206H206V208H207ZM72 208H73V206H72ZM84 208V209H85ZM98 208V207H97ZM98 208V209H99ZM113 208V206L111 207V209ZM191 208V207H190ZM202 208H204L205 210H206V208L205 207H202ZM201 208V209H202ZM74 209V208H73ZM77 209V211H79ZM83 209V210H84ZM91 208L89 207V210H90ZM94 209L95 208H93V210H92V212L91 213H93L94 212ZM108 209V210H109ZM111 209H110V213H108V214H110L111 215ZM264 209V208H263ZM76 210V209H75ZM74 210V211H75ZM86 210V209H85ZM89 210L87 209V211L86 212H89ZM103 210V209H102ZM105 210H107V208L105 209ZM104 210V211H105ZM113 210L115 211V209L113 208ZM119 210V209H118ZM184 210V209H183ZM205 210H203L202 209V214H203V211H205ZM209 210V209H208ZM259 210V209H258ZM261 210V209H260ZM57 211V210H56ZM82 211V210H81ZM91 211V210H90ZM103 211V212H104ZM114 211H113V214L115 215V213H114ZM185 211V210H184ZM183 211V212H184ZM198 211H200V209L198 210ZM198 211H196L197 213H198ZM254 211V212H253ZM264 211V210H263ZM84 212V211H83ZM96 213H98V211L96 210L95 211ZM101 214H102V212H101V209H100V211H99ZM120 212V211H119ZM194 212V211H193ZM206 212V211H205ZM204 212V214H206ZM261 212H262V210H261ZM117 213H118V211H117ZM185 213V212H184ZM263 213V212H262ZM84 214V213H83ZM88 214V213H87ZM107 214V215H108ZM191 214V213H190ZM202 214H200V215H202ZM76 215H78V214H76ZM79 215H81L82 216V213L80 214V212H79ZM95 215H97V214H95ZM98 215H99V213H98ZM106 215V216H107ZM109 215V216H110ZM256 215V214H255ZM264 215V214H263ZM60 216V215H59ZM87 216V215H86ZM92 216L93 215H91V219H92ZM100 216V215H99ZM105 216V218L108 220V216L106 217ZM112 216V215H111ZM187 216H188V211H187ZM196 216V215H195ZM58 217V216H57ZM89 219L88 220H90V216H87ZM86 217V218H87ZM96 217V216H95ZM94 217V218H95ZM190 217H192V216H190ZM199 217V216H198ZM207 217H208V215H207ZM79 217L77 216V219H78ZM98 218H101V217H97L96 218V221L97 222H99V223H101L99 220H101V219H98ZM104 218V217H103ZM105 218H104V220H105ZM119 218V217H118ZM79 219H81V217L79 218ZM83 219H85V218H83ZM193 219H195V218H193ZM251 219H252V217H251ZM56 220V219H55ZM66 220V219H65ZM74 220V219H73ZM119 220V219H118ZM118 220H116V222L118 221ZM262 220H264V217H263V219ZM78 221V220H77ZM77 221H76V223H77ZM95 221V222H96ZM245 221V222H244ZM67 222V221H66ZM79 222H80V224H79ZM77 224H79L77 227H79V226H81L82 227V223H83V221H79ZM82 222V223H81ZM91 222H93V220L92 221H90V223ZM102 222H103V219H102ZM241 222H243L245 225L243 226V227H239V224L241 223ZM251 222V221H250ZM255 222L257 223V224H255ZM264 222V221H263ZM68 223V222H67ZM72 223V222H71ZM87 223V222H86ZM86 223L84 222V225L86 226V228H89L88 230H90V229H94L95 227H96V225H95V227L93 228L92 227V225L94 224V223H92V225H91V227H90V225H86ZM89 223V222H88ZM104 223V222H103ZM106 223H107V221H105V225H106ZM112 223H114L113 221H112ZM119 223V222H118ZM118 223H117V225H118ZM66 224V223H65ZM75 224V223H74ZM83 225V226H84ZM101 225V224H100ZM102 225H104V224H102ZM119 225H122V223L121 224H119ZM58 227H59V229H61L60 228V225H57ZM56 226V227H57ZM61 226H65L64 224L63 225H61ZM67 226H69L68 228H70V226L71 225H68L67 224ZM72 226H73V224H72ZM84 226V227H85ZM89 226V227H88ZM201 226H203V225H201ZM76 227V228H77ZM80 227V228H81ZM105 227V226H104ZM110 227V226H109ZM115 227H117L116 226V224H115V226L113 227V228H115ZM121 227H123V226H121ZM121 227L119 226L118 228L119 229H121ZM125 227V226H124ZM73 228H75V226H73ZM103 228V227H102ZM262 228V229H261ZM62 229H63V231L65 232V233H67L68 231H66L67 230V228L66 229H64V227H62ZM62 229H61V231H62ZM71 229H72V227H71ZM100 229V228H99ZM107 229H109V228H106V232H107ZM126 229V228H125ZM203 229L201 230L200 229V231H203ZM78 231H80L79 229H77ZM82 230H83V232H85L86 230H85V228L83 229L82 228ZM81 230V231H82ZM101 230V229H100ZM122 230V229H121ZM62 231V232H63ZM71 231V230H70ZM72 231H75V230H72ZM77 231V232H78ZM80 231V232H81ZM91 231V230H90ZM93 231V230H92ZM114 231V230H113ZM117 231V230H116ZM120 231V230H119ZM124 231V230H123ZM123 231H121V232H123ZM63 232V233H64ZM79 232V234H81ZM83 232H82V236L83 237H86L89 233H91V232H86L87 234H84V235H86V236H84L83 235ZM100 232V231H99ZM102 232V231H101ZM104 232V231H103ZM106 232H105V234L104 235H106ZM199 232V231H198ZM263 232V233H262ZM64 233V234H65ZM69 233V232H68ZM70 233H72V232H70ZM75 233V232H74ZM73 233V234H74ZM110 234L112 233L111 231L109 232ZM73 234H72V236H73ZM78 234V233H77ZM78 234V235H79ZM102 234V233H101ZM110 234H108V235H110ZM113 234V233H112ZM115 234H118V232L117 233H115ZM65 235H67V234H65ZM89 235H92V234H89ZM88 235V236H89ZM99 235V234H98ZM121 235H122V233H121ZM204 235H205V233H204ZM203 235V236H204ZM234 235V236H233ZM62 236H63V234H62ZM68 236H70V235H68ZM81 236V237H82ZM97 236V235H96ZM115 236V235H114ZM116 236H118V235H116ZM202 236V237H203ZM78 237H80V236H78ZM98 237V236H97ZM103 237V236H102ZM109 237V236H108ZM205 237V236H204ZM110 238H112V236L110 237ZM109 238V239H110ZM117 238V237H116ZM115 238V239H116ZM120 237H118V239H119ZM198 238V237H197ZM259 238H261V237H259ZM67 240H69V238H66ZM88 239V238H87ZM97 239V238H96ZM98 239H100V238H98ZM105 239V238H104ZM106 239H108V238H106ZM114 239V240H115ZM206 239V238H205ZM209 239H211V238H209ZM216 239H215V241H216ZM236 239V240H235ZM256 239H258V238H256ZM72 240H74V237H72V238H70V241L72 242ZM111 240H113V239H111ZM117 240V239H116ZM62 241V240H61ZM74 241H76V240H74ZM73 241V242H74ZM107 241V240H106ZM64 242V241H63ZM65 243V242H64ZM75 244H76V242H74ZM236 243H237V245H236ZM70 244H72V243H70ZM86 244H88V242H86L85 243V245ZM216 244H217V241H216ZM232 244V245H231ZM61 245V244H60ZM69 245V244H68ZM100 245V244H99ZM108 244H106V247L108 248V246H107ZM80 246V245H79ZM217 246V245H216ZM65 247V246H64ZM93 247H94V245H93ZM110 247V246H109ZM218 247H219V245H218ZM69 248H71L72 249V247H69ZM80 248V247H79ZM104 248V250L106 249L105 247H103ZM228 248L226 249V247H225V250L224 251H226V250H228ZM245 248H246V246H245ZM75 246H74V251H75ZM248 249V248H247ZM262 249V246H260L259 247V251H257V252H255L250 258H252L253 256H255V255H257L258 254V252H260V250ZM65 250H67V252L69 253V249H65ZM189 250V249H188ZM195 250V249H194ZM222 250V251H223ZM71 251V250H70ZM73 251V250H72ZM72 251H71V253H72ZM208 251V250H207ZM222 251H220V252H222ZM235 251V250H234ZM66 252V251H65ZM219 251H218V254L220 253ZM227 252V251H226ZM80 253V252H79ZM222 253H224V252H222ZM228 253V255L230 254V251L229 252H227ZM215 254H217V253H215ZM192 255V254H191ZM238 255V254H237ZM94 256V255H93ZM189 256V255H188ZM217 255H213V258H208V259H204L203 260V263L205 262L206 264H210V262L213 260V259H217V257H216ZM221 256V255H220ZM196 257V256H195ZM194 257V258H195ZM206 257V256H205ZM225 256H223V258H224ZM249 257V256H248ZM248 257H246V259L248 258ZM264 257V256H263ZM263 257H262V254L261 255H257V256H255L253 259H251V261H248V263L246 262V261H244V259H243V261L244 262H246L247 264H264V259H263ZM198 258V257H197ZM222 258V259H223ZM232 258V257H231ZM249 258V259H250ZM187 259H189V258H186V263L185 262H183V260L181 259V260H179V263L178 264H189L191 261H187ZM193 258H191V260H192ZM196 259V258H195ZM233 259V258H232ZM245 259V260H246ZM218 260H220L219 258H218ZM231 260V259H230ZM193 261V260H192ZM176 262V261H175ZM187 262H189V263H187ZM194 263H196L195 261H193ZM214 262V261H213ZM242 262V261H241ZM243 262V263H244ZM193 263V264H194ZM199 263V262H198ZM202 263V264H203ZM217 263V262H216ZM240 263V262H239ZM239 263H237V264H239ZM245 263V264H246ZM236 264V263H235Z\"/></svg>",
  "mask_w": 264,
  "mask_h": 264
}]
</instances>
